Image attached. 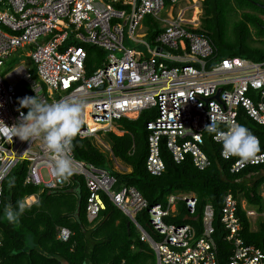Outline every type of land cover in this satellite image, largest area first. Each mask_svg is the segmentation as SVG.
Here are the masks:
<instances>
[{"label": "built area", "instance_id": "obj_1", "mask_svg": "<svg viewBox=\"0 0 264 264\" xmlns=\"http://www.w3.org/2000/svg\"><path fill=\"white\" fill-rule=\"evenodd\" d=\"M107 1L0 0V121L4 125L17 124L27 112L17 102L19 82H25L32 95L43 102L77 101L82 107L78 137L90 139L105 155L109 167L118 168L119 159L102 137L107 138L108 133L122 135L121 125L115 122L121 118L134 120L142 111L155 108L145 124V168L157 176L164 170L162 142L174 162L189 156L193 165L202 170L209 164L202 149L205 137L219 143L215 134L207 132L206 125L214 122L220 130H227L239 124V112L264 124V61L239 56L215 58L207 38L196 32L201 20V0H193L192 5L178 9L175 15L174 6L182 0ZM189 9L192 13L186 17ZM146 16L159 29L151 37L152 47L143 40L149 26L146 33H138ZM124 29L134 46L124 44ZM140 45L145 51L134 48ZM85 46L100 51L95 53V62H88ZM15 53L31 61L37 78L21 63L1 71L4 60ZM91 65L96 66L89 71ZM254 136L259 141L255 158L241 162L235 157L231 173L264 163V148L260 149L261 142ZM69 155L73 175L61 185L51 176L54 161L43 136L27 141L13 136L10 140L0 122V203L5 179L20 163L25 164L24 183L48 190L63 188L79 178L87 189L88 220L93 221L105 208L102 196H107L134 224L139 239L153 250L155 264H218L211 237V204L204 206L202 232L197 235L191 224L167 221L179 213L181 205L187 215L195 214L194 193L173 192L166 197L165 204L149 205L133 186L113 190L114 177L108 168L76 158L72 149ZM220 156L225 159L222 148ZM42 169L47 179L43 178ZM36 199V194H30L23 202L29 205ZM241 208L248 219L264 217V211L259 213L244 201ZM143 210L147 211L155 238L136 221V215ZM236 212V201L228 192L220 217L227 232L225 238L232 245L225 264H264V251L246 244L239 236ZM70 234L68 228L59 227L56 237L66 241Z\"/></svg>", "mask_w": 264, "mask_h": 264}, {"label": "trees", "instance_id": "obj_2", "mask_svg": "<svg viewBox=\"0 0 264 264\" xmlns=\"http://www.w3.org/2000/svg\"><path fill=\"white\" fill-rule=\"evenodd\" d=\"M258 4L264 5V0H201V20L196 32L207 38L215 58L239 56L264 61V55L250 47V42L255 38L264 40V9ZM145 19L150 24L148 34L153 37L159 29L150 17L146 16ZM85 48L89 55L88 62H91L93 53L100 52L95 47ZM88 67L89 71L93 69L92 66ZM16 92L19 106L23 93L33 96L23 82L17 84ZM155 111V108L144 110L134 120L121 118L118 122L124 133L107 134L113 154L130 167V171L113 170L105 155L91 140L80 138L78 134L73 140L74 156L108 168L114 177L113 190L133 186L149 205L165 204L166 197L173 192L194 193L197 198L195 214L187 215L181 205L179 213L167 221L191 224L197 235L202 232L204 206L211 204V237L216 245L218 264H225L232 249L220 220L224 197L229 192L237 205L239 236L246 244L264 251V217L259 215L256 218L259 219L258 226L252 229L250 220L241 208L244 201L257 212L264 211V198L261 195L264 189V163L249 165L231 173L229 169L235 157L223 159L220 156L222 145L206 136L202 149L209 164L204 169L196 168L189 156L179 163L174 162L162 142L160 154L164 170L160 175H151L145 168L148 134L145 124ZM237 120L239 125L259 138L260 149L264 148V124L253 122L240 112ZM132 144L133 151L129 152ZM25 173V164L20 163L4 181L0 203V264H61L58 258L64 259L65 264H155L153 250L139 239L134 224L107 196H102L105 208L98 212L93 221H89L85 211L87 189L81 179L75 178L68 186L48 190L24 183ZM9 182H12L11 187ZM76 187V192L70 191ZM30 194H36L35 201L39 203L32 202L17 222L9 223L4 217L5 206L11 204L15 208L17 201H23ZM135 218L144 230L155 236L146 210L139 212ZM59 227L70 230L66 241L57 239Z\"/></svg>", "mask_w": 264, "mask_h": 264}, {"label": "clouds", "instance_id": "obj_3", "mask_svg": "<svg viewBox=\"0 0 264 264\" xmlns=\"http://www.w3.org/2000/svg\"><path fill=\"white\" fill-rule=\"evenodd\" d=\"M19 103L27 112L22 114L17 124L6 126L0 121L7 132V138L11 140V137L16 136L27 141L43 136L50 158L54 161L51 176L61 185L67 183L73 175L69 153L82 124L81 104L69 100L48 103L40 101L36 96L24 97ZM205 129L209 134H215L222 145L225 159L238 157L241 162H248L259 151V141L243 125L236 124L227 130H220L218 124L211 122ZM11 186L12 182H9ZM33 203L38 204L39 201ZM28 207L30 205L23 201H17L15 208L8 204L4 208V217L9 223H15Z\"/></svg>", "mask_w": 264, "mask_h": 264}, {"label": "rangeland", "instance_id": "obj_4", "mask_svg": "<svg viewBox=\"0 0 264 264\" xmlns=\"http://www.w3.org/2000/svg\"><path fill=\"white\" fill-rule=\"evenodd\" d=\"M105 1L108 2L107 0H105ZM192 1H193V0L188 1V2H185L184 0H182V1H180V2H177V3L175 4V6H174L175 9L173 10V13H172V14L175 15V14L178 12V11H177L178 9H181V8H183V7H185V6H190V5H192V3H193ZM199 3H200V0H199ZM199 5H201V3H200ZM199 9H200V8H199ZM191 13H192V10L189 9V10H187V11L185 12V16H186V17H189ZM160 15L163 16V15H164V12H161ZM198 16H199V15H198ZM148 26H149V24H148L147 20L145 19V20L142 22V27H141L140 30H138V33H146V32H147V29H148ZM148 32H149V30H148ZM124 35H125L124 44H125L126 46H134V43H132L131 40L128 38V33L126 32V29H124ZM143 40L147 41L151 47L153 46V44H152V42H151V37H150L149 34L146 35V36L143 38ZM250 47H253L254 50L260 51V52L264 55V40H263V41H258L257 38H255L254 41H251V42H250ZM134 48L137 49V50H140V51H145V47H144L143 45H140V46H138V47L135 46ZM117 54L120 55L119 52H118ZM98 56H99V55H98ZM99 58L101 59V56H99ZM96 59H97V56H96L95 53H93L92 56H91V62H95ZM19 61H20V62H19ZM19 63L23 64V65H24V66L30 71V73H31L35 78H37V75H36V73L34 72L35 68H34L33 64L31 63V61H30L29 59L25 58L24 56H19L17 53H15L14 56L11 57V59H9V60H4V62H3V66L1 67V71H2V70L9 69V68H11V67H13L14 65L19 64ZM91 66H92V67H95L96 65H91ZM24 84H25V83H24ZM25 85H26V84H25ZM119 123H120V122H115V124H119ZM119 125H120V124H119ZM102 139L107 141V138H106L105 136H103ZM118 163H119L120 167L115 168L113 165H111L110 167H112L113 170H114V169H115V170L117 169V170L122 171V172H124V171H128V170H129L128 167L125 166L121 161L118 160ZM262 172L264 173V171H262ZM41 174H42V176H43L44 179H47V173H46L45 169H42V170H41ZM261 192H262V191H261ZM249 220H250V223H251V227H252V229L257 228V226H258V220H259V219L256 220V219L250 218Z\"/></svg>", "mask_w": 264, "mask_h": 264}, {"label": "water", "instance_id": "obj_5", "mask_svg": "<svg viewBox=\"0 0 264 264\" xmlns=\"http://www.w3.org/2000/svg\"><path fill=\"white\" fill-rule=\"evenodd\" d=\"M258 5L264 9V5H263V4H258ZM263 27H264V26H263ZM24 97H28V96H27L26 94H22V95L20 96V100L23 99ZM217 97H218V94L215 95V98H217ZM77 190H78L77 187H76V188H72V189H70V191H73V192H76ZM58 260H59V262H60L61 264H65V263H66L64 259L58 258Z\"/></svg>", "mask_w": 264, "mask_h": 264}, {"label": "bare ground", "instance_id": "obj_6", "mask_svg": "<svg viewBox=\"0 0 264 264\" xmlns=\"http://www.w3.org/2000/svg\"><path fill=\"white\" fill-rule=\"evenodd\" d=\"M34 72L36 73V71L34 70ZM33 76V75H32ZM34 77V76H33ZM35 78V77H34ZM23 83H25V82H23ZM26 84V83H25ZM27 85V84H26ZM27 87H28V89L30 90V88H29V86L27 85ZM30 92H31V90H30ZM23 94H26L28 97H29V95L27 94V93H23Z\"/></svg>", "mask_w": 264, "mask_h": 264}, {"label": "crops", "instance_id": "obj_7", "mask_svg": "<svg viewBox=\"0 0 264 264\" xmlns=\"http://www.w3.org/2000/svg\"><path fill=\"white\" fill-rule=\"evenodd\" d=\"M193 13H194V10H193ZM125 166H126V165H125ZM127 167H128V166H127ZM128 169H129L128 171H130V170H131V169H130V167H128ZM263 190H264V189H263ZM262 192H263V191H262ZM262 192H261V195H262Z\"/></svg>", "mask_w": 264, "mask_h": 264}]
</instances>
